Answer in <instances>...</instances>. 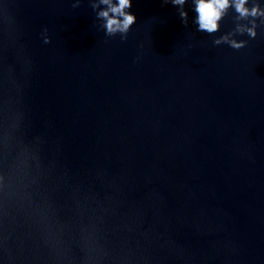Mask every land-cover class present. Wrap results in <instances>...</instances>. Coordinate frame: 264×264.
<instances>
[{"label":"water","instance_id":"1","mask_svg":"<svg viewBox=\"0 0 264 264\" xmlns=\"http://www.w3.org/2000/svg\"><path fill=\"white\" fill-rule=\"evenodd\" d=\"M92 2L0 0V264H264V16Z\"/></svg>","mask_w":264,"mask_h":264},{"label":"clouds","instance_id":"2","mask_svg":"<svg viewBox=\"0 0 264 264\" xmlns=\"http://www.w3.org/2000/svg\"><path fill=\"white\" fill-rule=\"evenodd\" d=\"M164 3L169 0H163ZM174 6H179V15L182 22L187 25L188 13L184 9L187 0H170ZM248 0H192L194 5L195 18L194 23L198 26L197 31L207 32L212 34L219 31V21L226 15L229 7H234L238 13L237 19L247 18L248 16H264V9H261L257 3H254L251 9L246 7ZM79 3L74 4L76 7ZM92 8L97 11V18L104 21L102 27L105 29L107 36H115L117 33L121 34V39L127 38V33L130 27L135 23L136 17L129 11L132 6L131 0H93ZM103 6V7H101ZM238 30L243 31L239 28ZM251 37H255L256 32L254 28L247 30ZM45 43L49 42V38L44 39ZM221 42H228L234 49L244 47V41L228 40V37L221 36L214 40L215 44Z\"/></svg>","mask_w":264,"mask_h":264}]
</instances>
